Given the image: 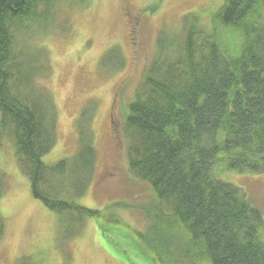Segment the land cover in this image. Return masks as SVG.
<instances>
[{
	"label": "trees",
	"instance_id": "16d2710c",
	"mask_svg": "<svg viewBox=\"0 0 264 264\" xmlns=\"http://www.w3.org/2000/svg\"><path fill=\"white\" fill-rule=\"evenodd\" d=\"M87 3L0 0V135L13 138L33 196L58 214L67 239L80 233L85 218H102L77 201L94 179L98 155L83 113L76 153L44 162L56 144L57 108L36 83L50 77L48 50L32 40L47 34L58 6ZM182 25L179 34L160 35L158 53L125 108L131 172L155 194L142 211L148 229L141 237L178 246L177 259L160 257L158 264H264V215L220 176L264 174V0H225L211 31L197 16H185ZM217 25L241 32L238 52L215 36ZM0 183L2 194L3 172Z\"/></svg>",
	"mask_w": 264,
	"mask_h": 264
},
{
	"label": "rangeland",
	"instance_id": "374dc122",
	"mask_svg": "<svg viewBox=\"0 0 264 264\" xmlns=\"http://www.w3.org/2000/svg\"><path fill=\"white\" fill-rule=\"evenodd\" d=\"M224 1L87 0L86 7H57L47 34L32 40L48 50L50 77L36 83L51 92L57 108L56 144L43 160L54 164L76 153L85 113L98 160L94 179L77 201L103 214L85 218L80 233L67 239L58 214L33 196L13 138L0 135V172L6 180L0 194V264H16L23 257L28 264H158L160 257H179L177 245L151 244L141 237L148 229L142 211L150 209L155 194L131 172L125 108L158 53L160 35L179 34L185 16H197L201 27L211 31ZM215 34L228 49L240 50L239 30L217 25ZM220 176L242 188L264 215V174ZM115 202L122 206H109ZM112 215L119 224L108 221ZM138 247L142 254L135 251Z\"/></svg>",
	"mask_w": 264,
	"mask_h": 264
}]
</instances>
